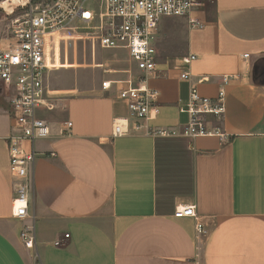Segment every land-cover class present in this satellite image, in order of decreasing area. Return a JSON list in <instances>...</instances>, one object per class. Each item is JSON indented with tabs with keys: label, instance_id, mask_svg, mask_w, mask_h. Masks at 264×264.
Returning <instances> with one entry per match:
<instances>
[{
	"label": "crops",
	"instance_id": "crops-1",
	"mask_svg": "<svg viewBox=\"0 0 264 264\" xmlns=\"http://www.w3.org/2000/svg\"><path fill=\"white\" fill-rule=\"evenodd\" d=\"M193 15L202 28L187 17L162 18L158 66L147 80L159 91V110L126 135L113 136L114 119L128 115L117 95L123 84L102 85L139 82L128 52L130 69L114 70L121 75L91 87L52 86L56 58L48 49L45 95L56 105L38 113L51 134L34 144L25 219L12 214L7 138L15 119L11 91L0 82V264H264V0H214ZM55 38L49 47L56 48ZM184 71L190 80L181 78ZM192 85L209 97L224 88V117L209 116L208 127L225 137L148 134L146 128L179 130L188 122L183 109ZM183 205L196 206L205 236L194 218L175 217ZM26 226L34 229L33 248L20 237Z\"/></svg>",
	"mask_w": 264,
	"mask_h": 264
},
{
	"label": "built area",
	"instance_id": "built-area-1",
	"mask_svg": "<svg viewBox=\"0 0 264 264\" xmlns=\"http://www.w3.org/2000/svg\"><path fill=\"white\" fill-rule=\"evenodd\" d=\"M210 1L214 0H0V9L8 15H12L15 9L24 11L11 18L5 35L0 36V82L11 91L9 103L15 119L14 131L7 138L15 193L12 214L15 218L25 219L29 215L32 172L37 158L34 144L51 134L49 122L38 114L40 110H52L56 105L54 100L46 97L44 83L49 68V43L56 37L51 35L72 24H82L87 39L96 40L104 49H125L142 72L137 84L132 79L103 82L105 90H109L112 84H123L117 95L127 103L128 115L114 119L113 136L117 137L131 130H143L158 113L159 91L149 86L147 80L158 66L155 41L162 18L187 17L192 28H202L204 23L193 13L201 11ZM193 59L194 55L184 58V61ZM181 78L190 80L191 74L184 71ZM229 80L230 77L224 76L223 85ZM183 111L188 113L189 119L181 129L150 131L146 128L147 133L190 138L225 137L220 127H208L209 116L221 121L226 112L223 87L215 97H209L202 95L197 85H192ZM65 124L72 126L71 122ZM174 215L194 218L197 234H207L195 205L179 206ZM65 236L69 237V234ZM20 237L27 248L34 247L32 226H26ZM55 245L59 246L61 242L56 241Z\"/></svg>",
	"mask_w": 264,
	"mask_h": 264
},
{
	"label": "rangeland",
	"instance_id": "rangeland-1",
	"mask_svg": "<svg viewBox=\"0 0 264 264\" xmlns=\"http://www.w3.org/2000/svg\"><path fill=\"white\" fill-rule=\"evenodd\" d=\"M10 10L8 8V11ZM23 13V10L15 9L12 15H8L0 9V36L5 35L6 25L11 18ZM56 35L57 33L51 36ZM55 42L56 48L49 47L51 52L54 51L55 68L57 69L49 75V82L52 86L81 83L83 86L91 87L95 83H100L107 75H121L130 69L128 68L129 57L125 49L111 50L98 46L93 47L91 41L87 39L86 29L82 24H72L59 32ZM114 70L124 72L114 74Z\"/></svg>",
	"mask_w": 264,
	"mask_h": 264
}]
</instances>
